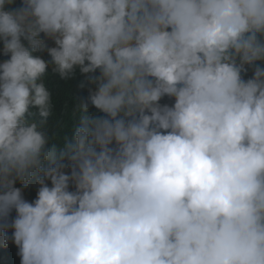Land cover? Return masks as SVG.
Segmentation results:
<instances>
[{"label":"clouds","instance_id":"9594fccd","mask_svg":"<svg viewBox=\"0 0 264 264\" xmlns=\"http://www.w3.org/2000/svg\"><path fill=\"white\" fill-rule=\"evenodd\" d=\"M0 236L20 264H264V0H0Z\"/></svg>","mask_w":264,"mask_h":264},{"label":"trees","instance_id":"16d2710c","mask_svg":"<svg viewBox=\"0 0 264 264\" xmlns=\"http://www.w3.org/2000/svg\"><path fill=\"white\" fill-rule=\"evenodd\" d=\"M52 85L54 87L57 97L59 98L62 86L57 83H53ZM66 171L68 170L66 169ZM15 186L22 188L24 198L30 202L35 199L36 192L39 187L35 183V181H33L27 187H25L22 183L18 181ZM14 216L15 212L12 213V217ZM7 235L9 237L11 236V230L7 232ZM17 253L18 249L15 244L11 241V239L8 240L7 246H5L2 236H0V264H20V257Z\"/></svg>","mask_w":264,"mask_h":264},{"label":"bare ground","instance_id":"6f19581e","mask_svg":"<svg viewBox=\"0 0 264 264\" xmlns=\"http://www.w3.org/2000/svg\"><path fill=\"white\" fill-rule=\"evenodd\" d=\"M36 197V196H35Z\"/></svg>","mask_w":264,"mask_h":264}]
</instances>
